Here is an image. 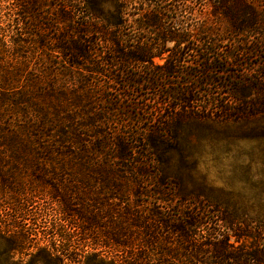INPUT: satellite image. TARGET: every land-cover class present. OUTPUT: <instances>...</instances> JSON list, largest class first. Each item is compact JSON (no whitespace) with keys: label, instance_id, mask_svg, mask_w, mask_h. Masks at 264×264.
<instances>
[{"label":"trees","instance_id":"1","mask_svg":"<svg viewBox=\"0 0 264 264\" xmlns=\"http://www.w3.org/2000/svg\"><path fill=\"white\" fill-rule=\"evenodd\" d=\"M71 1L84 11L75 21V6L69 7L66 33L55 39L47 38L44 23L31 18L35 7L29 1L17 7V15L29 16L42 31L39 41L35 34H15L10 29L15 18L5 28L0 17V264H264V221H247L207 197L186 193L182 178L173 173L177 130L205 114L191 106L196 99L172 88L165 95L176 102L174 117L143 129L140 137L136 132L106 134L101 129L119 110L101 94H109L111 87L93 85L82 76L83 64H89L87 74L106 76L117 68L116 77L121 74L136 85L147 71V83L167 80L185 62L182 53L190 38L207 35L205 27L180 29L187 7L178 3L166 9L169 0ZM243 3L234 0L228 7L227 0H219L213 8L214 17L229 21L234 36L256 29L254 18L236 15ZM47 39L54 43L51 55L62 62L37 68L43 64L31 60L40 46L46 49ZM168 43L174 44L172 52L166 50ZM98 44L105 49L100 55ZM201 51L195 57L206 71L202 77L210 80L211 70L225 73L215 63L218 55ZM92 58L102 62L94 64ZM226 85L231 102L217 101L211 117L202 115L206 120L238 122L258 108L264 113V97H250L264 94V73L248 81L233 77ZM86 96L107 106L97 112ZM79 187L87 195L70 198ZM25 193L48 197L66 226L81 228L86 238H64L55 223L56 238L41 243L33 228L21 223L31 222L23 218L29 216L23 214ZM15 211L22 214L18 221ZM35 214L42 217L44 210Z\"/></svg>","mask_w":264,"mask_h":264},{"label":"rangeland","instance_id":"2","mask_svg":"<svg viewBox=\"0 0 264 264\" xmlns=\"http://www.w3.org/2000/svg\"><path fill=\"white\" fill-rule=\"evenodd\" d=\"M25 0H2L0 3V17L3 27L9 24L7 20L14 19L11 28L16 33H28L37 35V41L41 39L38 33L42 31L29 22V16L23 14L17 15L16 10ZM31 2L35 11L31 10V18L44 23L47 38H57L65 35L67 30V14L69 7L75 6L71 15L75 21H79L83 6L78 1L71 0H26ZM219 0H169L166 9L177 6L179 3L183 8L187 7L190 13L182 11L179 20L180 29L190 30L193 27H205L207 35H200L190 38V44L184 47L183 55L185 62L180 71L176 72L171 78L160 79L159 82L149 80L147 75L137 77L141 79L140 85H136L125 80L120 74L117 76V68L113 69L112 74L106 76L87 74L85 69H90L92 65H84V77H87L93 85H105L111 87L109 94L104 93L105 97H110L118 106V111L112 115L113 122L110 126L101 129L106 134H115L122 132L129 135L130 132L138 133L142 136L143 129L157 127L167 117H174L177 113L174 110L176 102L167 99L165 93L172 88H180L189 93L196 100L191 106L200 109L205 114H197L196 118L187 121L178 131V138L172 142L177 146V151H172L173 173L182 178L186 193L199 194L217 202L228 210H235L243 215L247 221H264V113L261 108L247 119L238 122L218 123L208 118L215 111V105L220 101L231 102V91L226 83L232 78L242 81L252 80L255 76H261L264 73V0H244L242 12L236 13L242 20H255L254 30L241 33L234 36L230 33L229 21L223 17L216 18L212 14L213 8ZM228 7H232L234 0H227ZM183 2V3H182ZM15 3V16L13 15V5ZM107 7H110L107 4ZM234 7V6H233ZM133 11V10H132ZM21 13L24 10L20 11ZM247 12L254 13L248 16ZM173 14L169 16L172 17ZM59 19V23L58 22ZM23 21V22H21ZM21 22V23H20ZM169 24V23H168ZM172 26L171 24H169ZM5 28H8L7 26ZM141 37L152 39L151 33H143ZM94 38V37H93ZM46 40V49L40 45V49L34 54L35 62L43 66L55 65L59 58H55L49 51L54 46L51 40ZM173 43L166 45V50L171 51ZM183 46H180L182 49ZM33 48H31L32 50ZM209 49L208 53L218 55L216 65L225 73H219L212 70L208 72V79L202 77L205 69L197 62L195 55L201 50ZM105 51L104 46L98 44L96 53L100 55ZM172 52V51H171ZM27 56L30 55L27 53ZM57 56V55H55ZM58 57V56H57ZM7 59V58H6ZM93 59V58H92ZM102 59L94 58L93 63L100 64ZM11 63V62H8ZM31 63L29 65H31ZM157 65H162L163 60H156ZM36 68V69H37ZM105 69V68H104ZM146 77V78H145ZM198 77V79H197ZM201 77V78H200ZM199 80V82H198ZM196 84L199 86L196 88ZM258 96L263 99L264 94L254 92L252 96ZM87 104L95 105L97 112H101L103 106L96 98L86 96ZM95 103V104H94ZM120 107V108H119ZM121 107L126 108L124 111ZM207 113V114H206ZM124 114V115H123ZM201 118V119H199ZM205 120H204V119ZM215 118V117H214ZM184 119H188L184 118ZM25 183L26 181H22ZM75 182V181H74ZM16 183H20L16 181ZM28 186V183H25ZM87 195L84 187L76 189L74 196L70 198L81 199ZM24 201L23 214L27 217L22 224L32 229L36 233V239L41 243L56 238L53 224L56 223L60 235L64 238L72 237V240L83 241L86 237L80 234L81 228L75 230L55 214L54 209L58 205L48 199L46 196L37 197V195L23 196ZM23 198V199H24ZM40 198V199H39ZM39 209L44 210L42 217H37L35 212ZM19 213V212H18ZM22 216L15 211V220ZM24 216V215H23ZM30 217V218H29ZM78 225L76 220L72 221ZM76 223V224H75ZM35 224V226H34ZM74 230V231H73ZM264 238V234L261 235ZM262 243V242H261ZM264 243V242H263Z\"/></svg>","mask_w":264,"mask_h":264}]
</instances>
